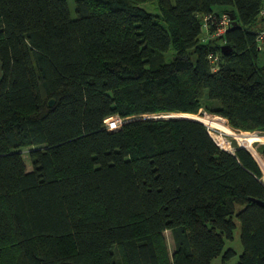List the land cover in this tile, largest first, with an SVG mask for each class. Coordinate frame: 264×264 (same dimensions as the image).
<instances>
[{"label":"trees","instance_id":"1","mask_svg":"<svg viewBox=\"0 0 264 264\" xmlns=\"http://www.w3.org/2000/svg\"><path fill=\"white\" fill-rule=\"evenodd\" d=\"M74 1L75 17L68 0H0V264H211L238 254V226L236 264H264L255 156L200 120L144 116L206 107L264 131V0H153L158 15L150 0ZM210 13L236 15L226 44L201 42Z\"/></svg>","mask_w":264,"mask_h":264},{"label":"rangeland","instance_id":"2","mask_svg":"<svg viewBox=\"0 0 264 264\" xmlns=\"http://www.w3.org/2000/svg\"><path fill=\"white\" fill-rule=\"evenodd\" d=\"M68 2H69L71 13L75 17V15H76L75 1L74 0H68ZM141 6L143 8H145L147 11H149V12L155 14V15H158L160 13L157 1L150 0V1L142 3ZM174 55H175V52L173 50L168 52L166 54L167 60L171 61L173 59ZM192 58L195 60L196 55H193ZM259 64L264 66V50L260 51ZM2 77H3V66H2V63L0 61V80L2 79ZM206 99L210 100L209 99V95L206 96ZM205 112H208V114L205 115ZM209 112L210 111L206 107H203V108H201L200 112L197 113V114H193V113H188V114H193L196 117L194 119L202 120L205 123L207 122V117H220V118H223L224 120H226L227 121V127L229 129H231L232 133L230 131H227V130H217L216 128L210 127L208 124L207 125H208V127H209V129H210V131L212 133H215V134H218V135H223L230 142V144L232 146L231 149H227V148H225V149L230 150L231 152L235 151V147H234V145H233V143L231 141H237V144L240 147V144H239V142L237 140V137H236L237 134L244 133V132H250V133L254 134L256 136L255 137L256 141L254 142V147L257 150V152L259 153L260 147L262 145H264V131H261V130H257V131H242V130L236 129L234 127H231L228 124V120L226 118H224L222 116L209 114ZM180 113L186 114L185 112H176V113L164 112V113H158V114H146L144 116H145V118H151V117L152 118H158V117H181L179 115ZM218 132H220L221 134L218 133ZM31 149H32L31 147H26V148L22 149V151L24 153V159H25L26 165H27V167H28V169L30 171L33 169V164H32V161H31V158H30V155H29V151ZM253 155L255 156V154H253ZM261 157H262V155H261ZM262 159H263V157H262ZM260 166H261V164H260ZM164 235H165V237L167 239V242H168V245H169L168 247H169L170 255L172 256V251H173V247H174V244H175L173 234H172V232L170 230H167V231H165ZM240 237H241V229L238 226L236 228V230H235V238H234V240H226V248L227 247H233L238 252V254L233 259L228 260V261H224L222 257H218V258L214 259L211 264H236V262L239 260V257L241 255V253L243 252V245H242Z\"/></svg>","mask_w":264,"mask_h":264},{"label":"built area","instance_id":"3","mask_svg":"<svg viewBox=\"0 0 264 264\" xmlns=\"http://www.w3.org/2000/svg\"><path fill=\"white\" fill-rule=\"evenodd\" d=\"M260 15L264 17V6L260 10ZM232 18L229 13L217 14L210 13L206 14L203 19V23L201 26V42L209 43L212 40L220 39V44H226V35L227 32L232 29ZM256 34V42L259 50H264V27L255 31ZM219 53H211L209 55V60L212 64L213 71H218L220 69L219 64ZM208 114V113H206ZM205 114V115H206ZM127 120L119 115L108 117L106 122V127L109 130H118L120 129ZM207 125V122L205 123ZM208 126V125H207ZM212 133V132H210ZM218 142V141H217ZM219 144V142H218ZM220 145V144H219ZM221 146V145H220ZM224 148L223 146H221ZM225 149V148H224ZM227 150V149H226ZM230 151V150H228Z\"/></svg>","mask_w":264,"mask_h":264},{"label":"bare ground","instance_id":"4","mask_svg":"<svg viewBox=\"0 0 264 264\" xmlns=\"http://www.w3.org/2000/svg\"><path fill=\"white\" fill-rule=\"evenodd\" d=\"M181 117H188V118H196L193 114H179ZM207 124L210 127L216 128L217 130H227L231 132V129L227 127V121L224 120L223 118L220 117H207ZM220 133V132H218ZM232 133V132H231ZM212 136L219 142L221 146L227 149H231V144L230 142L223 136V135H218L215 133H211ZM221 134V133H220ZM237 140L240 144V146L248 149L251 151L253 154H255L256 159L258 162L261 164L262 170L264 172V160L262 159L261 155L257 152V150L254 147V142L256 141V136L250 132H244V133H239L236 135ZM264 181V176L262 178Z\"/></svg>","mask_w":264,"mask_h":264},{"label":"water","instance_id":"5","mask_svg":"<svg viewBox=\"0 0 264 264\" xmlns=\"http://www.w3.org/2000/svg\"><path fill=\"white\" fill-rule=\"evenodd\" d=\"M230 14V16H231V18H232V20H233V22H232V29H234V28H236V27H238L239 26V21L236 19V15L234 14V13H229ZM222 50H223V53L225 54V55H228V54H230L231 53V47L230 46H227V45H225V46H223V48H222ZM51 104H53V100L51 101ZM179 118H188V117H179ZM190 119H194V118H190ZM200 121H202V120H200ZM203 122V121H202ZM214 138V137H213ZM216 140V139H215ZM216 142H217V140H216ZM218 143V142H217ZM219 145V144H218ZM240 147H242V146H240ZM242 148H244V147H242ZM246 149V148H245ZM248 150V149H247ZM251 152V151H250ZM252 153V152H251ZM253 154V153H252ZM253 200L255 201V202H258L259 204H261V205H263L264 206V201H262V200H258V199H254L253 198Z\"/></svg>","mask_w":264,"mask_h":264},{"label":"clouds","instance_id":"6","mask_svg":"<svg viewBox=\"0 0 264 264\" xmlns=\"http://www.w3.org/2000/svg\"><path fill=\"white\" fill-rule=\"evenodd\" d=\"M205 123V122H204ZM212 135V134H211ZM214 140H215V138H214ZM216 141V140H215ZM232 142V141H231ZM220 146V145H219ZM221 147V146H220ZM224 149V148H223ZM226 150V149H225ZM228 151V150H227ZM231 152V151H230Z\"/></svg>","mask_w":264,"mask_h":264}]
</instances>
